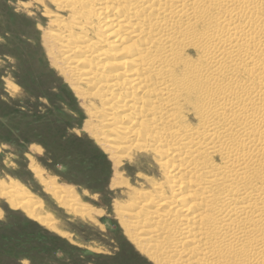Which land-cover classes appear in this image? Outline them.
Instances as JSON below:
<instances>
[{"label":"bare ground","instance_id":"1","mask_svg":"<svg viewBox=\"0 0 264 264\" xmlns=\"http://www.w3.org/2000/svg\"><path fill=\"white\" fill-rule=\"evenodd\" d=\"M50 2L67 16L43 45L81 103L98 102L91 137L117 165L132 149L159 155L160 191L127 192L130 241L153 264H264V0ZM36 176L68 212L76 205L73 188ZM9 183V206L52 227Z\"/></svg>","mask_w":264,"mask_h":264},{"label":"rangeland","instance_id":"2","mask_svg":"<svg viewBox=\"0 0 264 264\" xmlns=\"http://www.w3.org/2000/svg\"><path fill=\"white\" fill-rule=\"evenodd\" d=\"M34 2L0 0V188L18 182L21 192L39 199L37 212L52 216V227L10 207L0 194V264H153L130 241L123 227L130 218L122 212L132 210L128 190L151 191L161 179L159 155L132 149L117 165L91 137L87 112L98 102L81 103L43 45L51 21L63 23L67 15L57 16L50 0ZM38 171L53 186L75 190L69 212L44 190Z\"/></svg>","mask_w":264,"mask_h":264}]
</instances>
